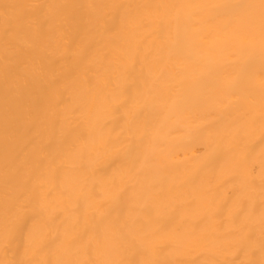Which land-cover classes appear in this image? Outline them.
I'll use <instances>...</instances> for the list:
<instances>
[{"label": "bare ground", "instance_id": "6f19581e", "mask_svg": "<svg viewBox=\"0 0 264 264\" xmlns=\"http://www.w3.org/2000/svg\"><path fill=\"white\" fill-rule=\"evenodd\" d=\"M0 264H264V0H0Z\"/></svg>", "mask_w": 264, "mask_h": 264}]
</instances>
